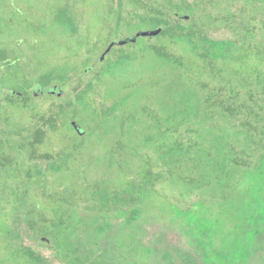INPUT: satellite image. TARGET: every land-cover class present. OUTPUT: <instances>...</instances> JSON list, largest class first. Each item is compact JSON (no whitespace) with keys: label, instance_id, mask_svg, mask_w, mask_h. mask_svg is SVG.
<instances>
[{"label":"trees","instance_id":"obj_1","mask_svg":"<svg viewBox=\"0 0 264 264\" xmlns=\"http://www.w3.org/2000/svg\"><path fill=\"white\" fill-rule=\"evenodd\" d=\"M67 6L72 8L71 15ZM106 6L109 10L99 31L93 34L90 30L80 39L74 4L59 9L54 26L60 25L66 35L78 39V51L72 48L69 55L71 64L50 67L36 80L26 79L19 93L8 92V102L25 109L32 119V127L25 128L28 134L17 147L23 159H52L46 169L26 174L30 179L39 178L41 198L55 207L38 214L32 204L22 233L10 226L0 229V238L11 247L0 264H47L32 246L13 243L15 237L30 233L41 242L56 244L63 260L72 257V264H85L80 247L70 245L69 238L78 236V227L86 217L97 224L95 236L88 240L96 250L109 234L111 218L124 214L119 207L148 196L160 183L176 188L189 185L188 195L199 192L208 198L213 193L210 199L217 206L227 205L239 188L245 189V208L232 209L243 213L242 221L235 222L236 228L250 227L252 234L264 228V122L257 108L258 92L264 93V47L247 40L210 37L196 23L198 8L190 0L145 4V10L127 15L122 8ZM139 31L149 34L132 40ZM112 42L116 43L106 52ZM85 44L89 55L83 59ZM12 58L19 56L0 48L2 65L11 67ZM75 78L79 84L59 103L46 111L31 106V92L53 97L54 86L63 91ZM241 90H245L244 97ZM73 121L83 127L84 135L75 130ZM129 132H140L137 137L143 141V150L136 151L133 179L115 187L96 182L86 187L82 184V190L75 185L72 190L60 189L65 170L75 175L69 163L77 159L74 155L84 149L90 137L106 143ZM55 135L70 139L74 154L66 150L39 153ZM1 165L8 170L14 163L8 158ZM120 170H124V163ZM49 174L56 179L49 180ZM257 177L262 178V184L257 183L254 189L246 187ZM60 191L69 197L61 196ZM78 200L86 202L85 209L75 207ZM212 219L199 221L200 226L205 231L215 229L218 235L223 221Z\"/></svg>","mask_w":264,"mask_h":264},{"label":"rangeland","instance_id":"obj_2","mask_svg":"<svg viewBox=\"0 0 264 264\" xmlns=\"http://www.w3.org/2000/svg\"><path fill=\"white\" fill-rule=\"evenodd\" d=\"M159 1L163 0H0V48L14 51L19 56L10 60L11 67L0 63V229L10 226L12 231L22 233L26 229L25 214L32 204L38 214L44 208L53 210L55 207L52 202L41 198L43 190L37 185L39 178L30 179L26 174L30 172L34 175L37 169H46L52 159H23L17 147H20L23 136L28 134L25 128L32 127V119L25 109L8 102V92L19 93L26 79L36 80L50 67L71 64V49L78 51L77 41L83 33L85 35L92 30L95 34L99 31V25L106 19L109 10L106 4L122 8L123 14L127 15L131 11L145 10V4ZM190 2L198 8L194 13L196 23L210 37L247 40L255 46L264 47V1ZM68 3L74 4L73 12L80 32L78 39L66 35V30L60 25L54 26L58 10L65 9ZM67 9L71 15L72 8L67 6ZM88 48V44H85L82 49L83 59L89 55ZM89 78L85 77L84 82ZM78 79L75 78L61 96H34L31 92V106L46 111L51 104L66 98L72 88L79 84ZM241 93L244 97L245 90H241ZM257 97L260 104L257 108L264 122L263 91L260 90ZM29 134H33L32 131ZM138 134L129 132L120 137L117 135L106 143H100L97 136L90 137L84 149L74 155L77 159L69 163L75 175L65 170L60 189L72 190L75 185L82 190L83 185L86 187L96 182L115 187L133 179L136 151L143 150V141L137 137ZM71 144L70 139L62 140V136L55 135L38 152L49 154L53 150H66L67 154H74ZM8 158L14 163L13 169L10 165L8 167L10 172L1 165ZM121 163H124L123 171L120 170ZM61 164L57 163L58 166ZM50 175L49 180L54 181L56 177ZM257 183L262 184L261 177L255 178L246 187L254 189ZM190 189L189 185L180 184V188H176L168 183H160L150 190L148 196L119 207L124 214L111 218L113 225L109 234L101 248L96 250L95 246L88 245V240L95 236L97 224L86 217V222L78 227V236H70V245L80 247L79 254L83 256L85 264H264V228L252 234L254 230L250 227L238 229L235 225L236 221H242L243 213L232 209L245 208L243 201L246 197L242 192L245 189L239 188L234 200L230 198L228 204L223 206L212 202L210 196L213 193H209L208 198L199 192L186 194ZM60 192L61 196L65 194L69 197L67 192ZM85 205L86 202L78 200L75 207L85 209ZM134 213L139 216L136 217ZM214 217L223 221L218 235L215 229L203 230L199 223L205 218ZM14 240L13 243L17 245L23 242L32 246L44 256L47 264H72L73 258L63 260L56 244L41 242L32 233L28 236L22 234ZM9 249V244L0 238V261L7 259ZM89 253L92 256H86Z\"/></svg>","mask_w":264,"mask_h":264},{"label":"water","instance_id":"obj_3","mask_svg":"<svg viewBox=\"0 0 264 264\" xmlns=\"http://www.w3.org/2000/svg\"><path fill=\"white\" fill-rule=\"evenodd\" d=\"M149 34L148 31H139L135 37H132V40H136L138 37L140 36H147ZM116 42H112L110 47L107 48L106 52H108L111 47L115 44ZM119 43L122 44L124 43V41L119 40ZM53 94H57L58 96H61L63 94L62 90H59L58 87L54 86L53 89L51 90ZM75 130L80 134V135H84L86 133V131L83 129V127L77 122V121H73L72 122Z\"/></svg>","mask_w":264,"mask_h":264}]
</instances>
